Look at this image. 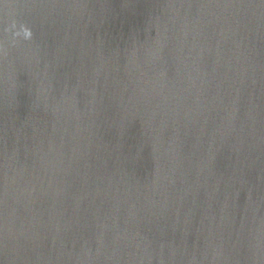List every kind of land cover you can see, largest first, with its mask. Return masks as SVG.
Returning <instances> with one entry per match:
<instances>
[{"label": "water", "instance_id": "water-1", "mask_svg": "<svg viewBox=\"0 0 264 264\" xmlns=\"http://www.w3.org/2000/svg\"><path fill=\"white\" fill-rule=\"evenodd\" d=\"M0 264H264V0H0Z\"/></svg>", "mask_w": 264, "mask_h": 264}]
</instances>
